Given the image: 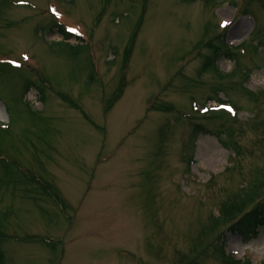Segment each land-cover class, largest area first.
<instances>
[{
    "label": "rangeland",
    "instance_id": "374dc122",
    "mask_svg": "<svg viewBox=\"0 0 264 264\" xmlns=\"http://www.w3.org/2000/svg\"><path fill=\"white\" fill-rule=\"evenodd\" d=\"M4 1V264H264V0Z\"/></svg>",
    "mask_w": 264,
    "mask_h": 264
},
{
    "label": "trees",
    "instance_id": "16d2710c",
    "mask_svg": "<svg viewBox=\"0 0 264 264\" xmlns=\"http://www.w3.org/2000/svg\"><path fill=\"white\" fill-rule=\"evenodd\" d=\"M4 1V0H3ZM5 3V1H4ZM6 4V3H5ZM139 30L137 29L135 31V34L133 35L134 37L138 34ZM60 33L66 37V39H69V36L65 33V31L61 28ZM137 33V34H136ZM135 40V38H133ZM222 45V43H221ZM224 45V43H223ZM214 48H211L210 53L205 56V60L203 63V68L202 69H209L212 70L213 68L216 69L219 72V68L216 66V60L219 59V57L221 56V54H223L221 52V48L217 45H213ZM226 46V45H225ZM229 52V50H227V53ZM215 60V61H214ZM221 75H223V73H220ZM89 77H95V73L94 70H91L89 72ZM38 88V90L41 93V99L43 100V90L36 86L33 82H31L30 80L27 83V88L31 89V88ZM215 115V114H213ZM219 116V115H217ZM1 132V130H0ZM0 141H2L1 139V135H0ZM2 142L0 143V149H1V145ZM191 157V156H190ZM1 168L3 170V182L5 184H8L9 186L13 184L14 187H17V185L20 183V180L18 175L15 172V168L13 167V165L9 162L6 161H2L1 162ZM18 178V179H17ZM22 181L25 182V184H27L28 182L25 180V178L22 176L21 177ZM5 214H1L0 215V222L5 220ZM259 225H263L264 226V203L260 204L255 210H253L251 213L247 214L243 219H241L240 221L237 222V224L235 225V229L237 232L241 233V234H246V233H250L252 231H255V228ZM1 240V237H0ZM0 264H4V255L3 253L0 251Z\"/></svg>",
    "mask_w": 264,
    "mask_h": 264
},
{
    "label": "snow or ice",
    "instance_id": "6c2138e0",
    "mask_svg": "<svg viewBox=\"0 0 264 264\" xmlns=\"http://www.w3.org/2000/svg\"><path fill=\"white\" fill-rule=\"evenodd\" d=\"M73 31H75V29H73Z\"/></svg>",
    "mask_w": 264,
    "mask_h": 264
}]
</instances>
